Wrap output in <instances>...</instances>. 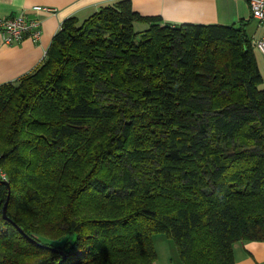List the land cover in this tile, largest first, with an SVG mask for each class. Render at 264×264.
Returning <instances> with one entry per match:
<instances>
[{
	"label": "trees",
	"instance_id": "16d2710c",
	"mask_svg": "<svg viewBox=\"0 0 264 264\" xmlns=\"http://www.w3.org/2000/svg\"><path fill=\"white\" fill-rule=\"evenodd\" d=\"M263 80L242 23L130 0L66 19L0 85V264H155L159 234L185 264H236L264 242Z\"/></svg>",
	"mask_w": 264,
	"mask_h": 264
},
{
	"label": "crops",
	"instance_id": "0c3cea01",
	"mask_svg": "<svg viewBox=\"0 0 264 264\" xmlns=\"http://www.w3.org/2000/svg\"><path fill=\"white\" fill-rule=\"evenodd\" d=\"M122 0H0V19L27 14L41 21L43 34L34 43L25 38L13 45L4 43L0 34V85L15 81L33 71L45 58L62 23L73 16L86 18L103 6ZM135 11L158 16L163 24H244L248 37L260 38L264 23L253 18L248 0H130ZM34 6L53 12L32 10ZM264 78V54L255 50ZM262 87L264 88V80ZM236 264H264V242L239 241L234 246ZM181 263L185 264L181 257Z\"/></svg>",
	"mask_w": 264,
	"mask_h": 264
},
{
	"label": "built area",
	"instance_id": "2783aa9c",
	"mask_svg": "<svg viewBox=\"0 0 264 264\" xmlns=\"http://www.w3.org/2000/svg\"><path fill=\"white\" fill-rule=\"evenodd\" d=\"M251 13L254 19L260 24L264 23V0H248ZM33 11H47L54 10L43 6H34ZM0 34L3 41L7 45H13L25 38H30L34 43L41 40L43 34L42 23L40 20L30 17L27 14H20L17 16H9L0 19ZM253 48L264 54V33L260 38L251 39ZM0 180L2 182H9L7 172L0 166Z\"/></svg>",
	"mask_w": 264,
	"mask_h": 264
},
{
	"label": "rangeland",
	"instance_id": "374dc122",
	"mask_svg": "<svg viewBox=\"0 0 264 264\" xmlns=\"http://www.w3.org/2000/svg\"><path fill=\"white\" fill-rule=\"evenodd\" d=\"M158 259L155 264H182L175 243L165 235H155Z\"/></svg>",
	"mask_w": 264,
	"mask_h": 264
},
{
	"label": "water",
	"instance_id": "95a60500",
	"mask_svg": "<svg viewBox=\"0 0 264 264\" xmlns=\"http://www.w3.org/2000/svg\"><path fill=\"white\" fill-rule=\"evenodd\" d=\"M5 185L7 186H10V183L9 182H3ZM9 199V198H8ZM7 205H8V200L7 202L5 203V206H4V209H3V214H4V218L5 219H8V213H7Z\"/></svg>",
	"mask_w": 264,
	"mask_h": 264
}]
</instances>
